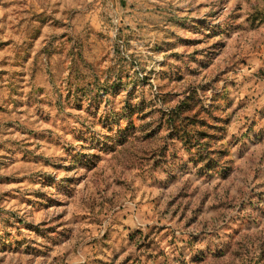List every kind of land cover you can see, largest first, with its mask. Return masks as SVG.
I'll list each match as a JSON object with an SVG mask.
<instances>
[{"label": "rangeland", "instance_id": "374dc122", "mask_svg": "<svg viewBox=\"0 0 264 264\" xmlns=\"http://www.w3.org/2000/svg\"><path fill=\"white\" fill-rule=\"evenodd\" d=\"M0 264H264V0H0Z\"/></svg>", "mask_w": 264, "mask_h": 264}, {"label": "trees", "instance_id": "16d2710c", "mask_svg": "<svg viewBox=\"0 0 264 264\" xmlns=\"http://www.w3.org/2000/svg\"><path fill=\"white\" fill-rule=\"evenodd\" d=\"M192 100L193 97L190 95L188 101H181L166 121L174 123L172 133L176 139L181 141L185 149L190 152L192 156L190 160H193L196 166L198 165L197 167H200L201 171L204 170V172H207L213 170L219 160H223L222 157L217 156L221 155L222 152L212 149L211 138L216 136L208 133L212 126L206 120H197V115L192 117L184 114V112H187V107L191 105L190 102ZM209 112V109L204 110L203 117H205V113ZM126 116L125 118H127ZM223 161L226 164L228 163L225 159ZM219 169H222V171H218L220 173H223L227 169L223 177L230 175V167L219 165Z\"/></svg>", "mask_w": 264, "mask_h": 264}]
</instances>
